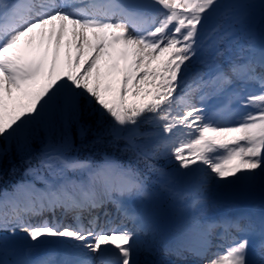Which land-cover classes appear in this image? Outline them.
<instances>
[{
    "label": "snow or ice",
    "instance_id": "6c2138e0",
    "mask_svg": "<svg viewBox=\"0 0 264 264\" xmlns=\"http://www.w3.org/2000/svg\"><path fill=\"white\" fill-rule=\"evenodd\" d=\"M78 5H83V0H65L62 5L47 3L40 5L43 11L32 14L30 4L0 3V138H22L27 142L36 126L52 123L54 117L76 119L82 107L91 104L112 118L111 131L117 135L141 122L155 124L166 154L178 162V168L187 170L183 175L203 173L193 186L194 196L209 179L229 184L264 179V72L256 73L257 66L264 69V39L259 44L250 39L245 65L219 68L205 82L219 83L218 90H225L232 83L229 73L238 75L243 70L245 80L259 84L258 93L236 94L239 109L245 111L237 110L234 116L239 119L224 126L208 117L203 108L177 95L181 85H186V62L196 55L208 21L227 7L221 0H152L149 6H158V11L151 19L114 2ZM69 25L70 45L76 52L74 56L69 54L63 69L60 46ZM89 29L95 43L89 40ZM26 36L30 47L21 49L19 42ZM45 41L55 43L50 60L47 49L40 51ZM105 58L111 61L107 74L118 77L115 87H101V61ZM155 62L158 63L153 66ZM182 100L183 111L178 107ZM151 154L159 153L153 149ZM53 161L67 169L87 167L83 162L61 160L48 153L41 164L52 170ZM85 188L80 200L62 188L50 193L46 203L21 206L11 201V213L0 211V264H9L3 259L7 250L18 245L34 250L51 239L68 243L76 250L75 260L61 264H95L96 258L99 264H140V242L134 229L96 231L98 218L89 221L92 227L79 221L83 211L100 208L106 201L139 221L140 216L130 211L125 201L150 198L143 178L134 169L108 162L92 172L81 190ZM8 202L0 201V206ZM57 208L65 214L74 213L75 224L55 220L34 223L31 219L45 209L54 214ZM243 231L258 234L259 261L249 258L252 242L246 235L234 240L209 264H264V219L259 223L249 221ZM18 233L23 234L19 239ZM14 264L50 262L21 260Z\"/></svg>",
    "mask_w": 264,
    "mask_h": 264
},
{
    "label": "rangeland",
    "instance_id": "374dc122",
    "mask_svg": "<svg viewBox=\"0 0 264 264\" xmlns=\"http://www.w3.org/2000/svg\"><path fill=\"white\" fill-rule=\"evenodd\" d=\"M58 1L59 0H49L48 2L53 3L55 5H59V3H57ZM46 2L47 1H43V4H45ZM10 3H15V0H11ZM221 3L223 5H226L227 7L221 8V10L215 13L207 23V26H208L210 22L214 20L216 22V25L214 28L215 32L212 33L213 39L209 40L207 33L202 32L201 34L202 39L200 40V42L204 43V41H207V50L203 52L197 51L196 55L192 57L190 61L186 62L188 65L187 75L189 74L191 77L194 76V78H192L191 80L190 87L186 91H183V92L177 91V95L181 96L183 100H186L192 104H195L197 107H200L202 100L207 101L210 99H214L212 107H211L212 111H214V114H210L208 117H211L215 122H218L221 125L227 126V125L234 123L235 120L239 119L238 115L234 116V113L237 110H239V112L241 113L245 111L244 109H239L238 99H237L236 94H238L239 96H243L249 93H258L260 89H259L258 82L245 80L243 78V70H241V73L238 75H233L229 73L232 83L227 85L225 90H222V91L215 90V89L221 88V85H219V87L216 86L219 83L215 85L205 84V81H204L205 70L203 66L199 64V61H198L199 55L202 56L201 59L207 62H213L216 65L217 69L224 68L227 70L229 69V66L231 64L245 65L246 64L245 56L247 52H249L248 43L246 41V32L244 31L246 20L244 19L247 18L248 20L251 17L252 6H248L247 3L242 0H221ZM40 5L38 6L40 9L38 8L37 11H35V13L38 12L39 10L42 11V8L40 7ZM254 12L261 14L263 12V7L262 6L256 7ZM32 14H34L33 11H32ZM242 16H243V21H241L240 19ZM151 17L147 19H151ZM233 26H237L235 30H233ZM259 30H260V35H261V31H262L261 26ZM67 32H68L67 35L69 36L70 41H71L72 40V26L71 25L68 26ZM88 37L91 42L95 43V38L93 36L92 31H88ZM262 39L264 38L261 36L259 42ZM23 40L26 44V47L24 46L22 49L29 48L30 47L29 38L26 36V37H23ZM64 40L67 41L66 36H64ZM54 44L55 43H53V46ZM69 47H71L69 54L74 56L76 52L75 47L71 46L70 42H69ZM85 55H87V49H85ZM66 61H67V57H66ZM157 63L158 62H155L153 66H156ZM110 64H111V61H108L107 58L101 61V65H102L101 67V87L102 88L107 87L109 85L113 87L116 86L115 79L118 77L114 78L113 75L107 74L110 70ZM196 72L200 74V77L197 76ZM218 91H221V92H218ZM233 93H236V94H233ZM202 97L203 99H201ZM183 100L178 105L179 110L181 111H183L182 109L184 108ZM248 110H251V109H248ZM70 123H71V120H67V119L60 118V117H54L52 123H43L39 125V126L47 127L46 131L44 130L47 133L46 138H44L42 133L38 136V142L42 140V143H43V147H44L43 155H45V153H48L53 156H57L56 154L61 152L60 150L67 149L69 147L70 132L68 131V129H69ZM128 131H129V127L122 130L118 135L114 133L113 135H116L118 137L123 136L122 133L124 132L126 133ZM78 132L80 133L81 131L79 130ZM131 135H133V132L131 133ZM22 140H23L22 138H13L11 140L0 138V155L6 154L7 149H9L8 148L9 143L11 141L13 143L17 142L18 146L21 148L25 147L21 152L30 151L31 149L30 139L25 143H22ZM3 157L7 159L6 156H3ZM51 163H52V170H48L49 167L47 164L41 165L37 168L28 167V169L24 172V179L27 181V182L25 181L26 182L25 186L24 187L18 186L12 196L7 197V194L4 193L3 195L0 196V201H3L7 198V200L9 201L8 203L10 204H12L11 201L20 203L22 201V198L20 196L21 191H23V198H24V201H26L25 194H29L34 191V187L32 186L34 181H42V183L47 181L49 183L52 182V183L60 184L61 183L60 176L61 178L64 177V179L68 182L73 181L75 177L79 176L77 173H74L73 175L69 177V175H67L66 171L64 170L65 167L62 163L58 161H53ZM177 167H178V162L176 161L173 166H170V168L173 170ZM202 167H204L205 169L207 168V166H202ZM77 170L79 172L82 169H77ZM186 171L187 170L183 172L179 171L178 174L182 175L185 181L190 183V186L193 187L194 184L198 182L199 178L202 177L203 173H194L191 176H185L183 175V173ZM263 181L264 179H261L258 177L255 181H252V182H253L254 187H257L258 185H261ZM248 182H251V181H248ZM213 183L217 184L218 187L227 186V183L218 182L215 179H209L207 181V185L205 184L203 187L204 196L206 197L195 198L189 204L187 203V201H182L178 199L176 195L174 194V192L169 187L167 186L162 187V185L153 186V188L158 190V192L166 198L165 210L171 216H173V218H175V223L164 237H162L163 234L159 230V226H158L159 222L157 219H156L157 222L150 225L151 230L149 234L147 235V237H144V239L143 237H140L141 239L139 240L141 250H142L141 253L146 254L145 255L146 258L144 257V259L142 258L138 259L140 261V264H145L146 262L148 264L150 263L151 264H165V262L166 264H170L171 262L175 264L174 257L164 256L168 252L167 249L173 246V242L175 240V231L180 228L191 227L193 224L191 223L190 220L196 221L199 224L202 217L212 216L211 214H209V212H207L206 209L208 205H211L214 203V201L210 200V197H209L212 195L211 185ZM148 199H144V201H147ZM9 206L10 205L8 204L6 206H0V211H4V209ZM210 213H211V209H210ZM150 220H152V218L149 215L148 221L151 222ZM195 228H198L199 231H206L207 229V228L204 229L198 225L195 226ZM22 236H23L22 233H18V239ZM142 239L145 241L143 242ZM170 239H171V242H169ZM158 242L159 243L161 242V243L159 244ZM71 243L78 244L79 242H71ZM45 244L44 246L41 245V247H45L46 246ZM51 244L53 245L52 242ZM156 245H158L159 247ZM48 246L49 245H47L46 247ZM62 246H68V245H66V243H63ZM26 249L27 248L24 247L23 245H18L16 248L12 250L5 251L3 253V259L8 261L9 264H14L15 261L27 260L26 256L23 254V252ZM151 252H153L152 256H148L150 255ZM66 255L69 258L70 255L68 252H66ZM90 255L94 256L95 254H90ZM219 255H222V253L221 254L219 253L217 256L215 254V251H212L208 257L207 256L205 257L206 262H203V264H209L211 260L217 259ZM184 259L185 257L184 255H182L179 257L178 262L181 264H187V263L194 264V260L186 259L184 261ZM253 261H257V259L255 258Z\"/></svg>",
    "mask_w": 264,
    "mask_h": 264
},
{
    "label": "trees",
    "instance_id": "16d2710c",
    "mask_svg": "<svg viewBox=\"0 0 264 264\" xmlns=\"http://www.w3.org/2000/svg\"><path fill=\"white\" fill-rule=\"evenodd\" d=\"M113 124L112 118L99 111L97 106L85 104L78 117L69 124V147L60 151L69 157L90 159L97 163L111 160L124 168L134 169L141 177L160 181L166 168L173 166L175 160L166 154L156 125L141 122L136 126H129V131L118 137L111 131ZM46 129L47 127L39 125L35 127L30 138V151L21 152L25 147L21 148L17 142L11 141L6 154L0 155V193L11 190L17 183L22 182L24 170L43 159L44 147L42 140L38 142V136L42 133L46 138ZM153 149L159 154H151ZM179 171L185 170L177 167L169 177H183L178 174Z\"/></svg>",
    "mask_w": 264,
    "mask_h": 264
},
{
    "label": "bare ground",
    "instance_id": "6f19581e",
    "mask_svg": "<svg viewBox=\"0 0 264 264\" xmlns=\"http://www.w3.org/2000/svg\"><path fill=\"white\" fill-rule=\"evenodd\" d=\"M113 0H105V4H108V3H111ZM32 8H34V9H38L37 8V0H35V2L32 4ZM59 26V24H58V22H57V27ZM88 31H91V29H89ZM65 36H66V39H67V41L66 40H64V38H63V41L61 42V46H60V64H61V67L63 68V69H66V67H67V61H66V57H67V59H68V56H69V51L71 50V47H69V42H70V38H69V36L67 35V33L65 34ZM54 43V42H53ZM26 47V44H25V42H24V40H23V38L21 39V41L19 42V45H18V47L19 48H23V47ZM54 48H55V44H54V46H53V44L52 45H49L48 43H47V41H45V44H44V46H43V48H41L40 49V51L41 52H43L44 51V49H47V51H48V57H49V60L51 59V56H52V52H53V50H54ZM55 167V166H54ZM57 168V167H56ZM49 170V169H48ZM54 171V170H53ZM52 171V172H53ZM62 175V174H61ZM68 175V174H67ZM61 177V176H60ZM63 177V176H62ZM70 177V176H69ZM64 178V177H63ZM72 179V178H71ZM56 180H58V179H56ZM60 183V182H59ZM35 185H38V183H36ZM141 203H142V199H139V198H137V200L134 202V204L132 205V208H133V211H135V213H137V212H140L138 215L141 217V219L139 220L140 221V223H141V225H142V228L140 229V231H138L137 229H136V227L134 226V225H130L129 227H127V228H129V229H134L136 232H138V233H140V235H142L143 236V239H144V237H147V235L149 234V232H150V224L147 222V216H146V214H145V212L143 211H141L142 210V208L140 207L141 206ZM210 209V208H209ZM207 210V209H206ZM205 210V211H206ZM208 212V211H207ZM204 213V212H203ZM206 213V212H205ZM217 214H216V212L214 213V216H216ZM110 212L109 211H106V213L105 214H103L102 215V218L101 219H99V220H104V219H108V218H110ZM117 219H118V216H114L113 217V223H116V221H117ZM150 219V218H149ZM231 218H229L228 220H230ZM151 221V220H150ZM191 221V220H190ZM192 224H197V222H191ZM193 226V225H192ZM112 228H114L113 226H111L110 227V229H112ZM177 229V228H176ZM156 230V229H155ZM206 233V231H203L202 232V234H205ZM177 235L179 236V237H177L176 238V240H175V242H174V245H173V247H172V249H171V252L172 253H175V254H177V255H180V254H183V252H186V251H192L193 252V254L197 257V259H198V261H197V264H203V262H204V256H203V250H202V246H203V241L201 240V232H199L198 230H196V229H194V228H192V227H189V228H181V229H179L178 230V232H177ZM151 237V236H150ZM156 237V236H155ZM141 239V238H140ZM142 239V240H143ZM154 240V239H153ZM158 240V239H157ZM156 240V241H157ZM161 240V239H160ZM145 240H143V242H144ZM51 242L53 243V245H62L63 244V242H58V241H56L55 239H51V241L49 242V243H46L45 245L47 246V245H49V246H52V244H51ZM118 242V241H117ZM153 243V242H152ZM159 243V242H158ZM161 243V242H160ZM159 243V244H160ZM145 244V243H144ZM43 246H44V244H42ZM155 245V244H154ZM162 245V244H161ZM223 245H224V243H223ZM41 247L40 246V248H37V249H34V250H32V249H28L27 248V250H26V256L30 259V260H36V259H39V258H41L44 254H45V252L48 250V247ZM156 246H158V245H156ZM159 247V246H158ZM183 247L185 248V249H183ZM157 248V247H156ZM169 248V247H168ZM141 249V248H140ZM149 249V248H148ZM152 250V249H151ZM157 250V249H156ZM225 250V249H224ZM258 250V249H257ZM51 251H53V249L51 250ZM142 251V250H141ZM141 251L140 252H138V255H137V258L138 259H140V258H142V259H144V257L146 258V254H142L141 253ZM153 251V250H152ZM160 251V250H159ZM226 251V250H225ZM66 250H64L63 251V253H61L60 255H62L61 256V258H62V261H64V260H66V259H68V257H67V255H66ZM158 253V252H157ZM222 253V252H221ZM220 253V254H221ZM148 254V253H147ZM152 254H153V252H151L150 253V255H148V256H152ZM257 255H258V257H259V259H260V256H259V253H257ZM48 258H50V256H48ZM150 258V257H149ZM147 260V259H146ZM149 260V259H148ZM151 260V259H150ZM160 261H161V259H160ZM166 261V260H165ZM185 261V260H184ZM155 262V261H154ZM181 262V261H180ZM142 263V262H141ZM147 263V262H146ZM145 263V264H146ZM150 263V262H149ZM148 264V263H147ZM151 264V263H150ZM165 264H166V262H165Z\"/></svg>",
    "mask_w": 264,
    "mask_h": 264
},
{
    "label": "water",
    "instance_id": "95a60500",
    "mask_svg": "<svg viewBox=\"0 0 264 264\" xmlns=\"http://www.w3.org/2000/svg\"><path fill=\"white\" fill-rule=\"evenodd\" d=\"M125 7L131 10H144V9H150L152 10V7L149 6L148 3L143 4L144 1L149 0H119Z\"/></svg>",
    "mask_w": 264,
    "mask_h": 264
}]
</instances>
